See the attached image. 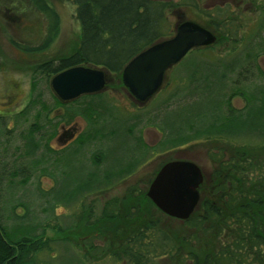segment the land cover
<instances>
[{"label": "trees", "instance_id": "trees-1", "mask_svg": "<svg viewBox=\"0 0 264 264\" xmlns=\"http://www.w3.org/2000/svg\"><path fill=\"white\" fill-rule=\"evenodd\" d=\"M27 1L48 24L44 50L59 33L60 16L49 0ZM72 3L80 24L78 48L38 69L39 74L49 78L47 88L54 98V105L63 113L50 118L51 110L42 98L43 92L38 89L24 112L30 114L38 108L36 119L45 113L44 127L36 122L23 135L24 149L16 156L20 163L14 162L13 167L3 170L2 175L0 170V180L4 178L11 186L16 183L23 186L38 171L49 175L42 167L45 160L38 157L44 148V157H57L62 163V171L56 177L49 175L54 187L42 194L50 196L52 207H70L113 188L156 154L181 150L188 144L204 140L221 143L248 138L264 140V78L258 63L264 54V19L258 27L260 36L248 37L244 50L235 57L212 59L209 57L211 48L205 47L191 52L174 68L176 75L172 78V89H163L157 96L160 108L156 109V114L159 117L154 119L162 122L160 131L164 139L157 148L151 149L139 128L143 117L149 119V112L124 116L111 104L106 92L62 103L52 93L50 80L55 74L74 66H97L107 69L114 76L115 86L123 88L121 74L124 67L142 51L171 36L172 29L167 34L166 26L168 11L173 6L154 0H72ZM224 25L213 24L207 28L214 29L222 38V34H229ZM257 77L260 83L254 82ZM33 88L37 91V84ZM166 90L170 92L164 95ZM236 97L244 99L243 108L230 105ZM76 118L86 122V129L79 134L74 132L66 147L59 150L50 147L55 137H59L60 128ZM55 119L58 122L46 130ZM149 120L156 125L152 118ZM263 147L250 152L232 144L231 148L223 150L226 157L221 149L212 155L215 168L211 182H203L198 208L183 222L180 230L183 232L181 241L179 235L161 223V214L165 219L169 217L155 208L142 189L138 192L137 189L130 190L129 198L108 200L100 220L93 218L87 224L90 227L95 223L109 224L115 226L114 234L126 235L117 242L123 249L115 255L119 263L147 264L153 259L170 256L173 264H264ZM137 193L140 198L132 204ZM128 202L132 214L127 217L132 220V225L124 231L120 225L121 211ZM141 202L144 208H140ZM82 216L81 209L79 218ZM150 216L157 220L151 221ZM16 221L19 220L16 218ZM157 227L158 232L153 230ZM35 232L30 222H18L9 227L0 220V264H37L36 254L53 251L51 240L43 241L44 230ZM203 235L207 237L206 249L199 251V245L193 241L199 242ZM86 240L83 244L90 253L94 252L97 246L88 245ZM54 243L68 244L67 240Z\"/></svg>", "mask_w": 264, "mask_h": 264}, {"label": "rangeland", "instance_id": "rangeland-1", "mask_svg": "<svg viewBox=\"0 0 264 264\" xmlns=\"http://www.w3.org/2000/svg\"><path fill=\"white\" fill-rule=\"evenodd\" d=\"M49 1L59 14L61 25L59 33L53 43L42 50L48 33V24L44 16L31 7V4L27 0H0L1 175L3 170L7 171V169L12 168L14 162L20 163L16 156L23 151V135L27 134L31 126L38 122L39 125L41 124L44 127L46 121L45 113L42 114L40 119H36L35 115L37 114L38 108L34 109L30 114L24 112L33 96L38 92V89L43 92L42 98L51 110L48 114L50 118L63 113L62 109L54 105V98L47 88L49 78L47 79L42 74H39L38 69L45 64L54 63L56 60L71 54L78 48L80 42V24L77 20L76 7L73 5L72 0ZM183 1L191 2V5L181 6V8L179 6H173L168 11L167 34L170 29H174V25L178 21V14H185L186 20L197 22L204 27L211 25L212 20L210 16L214 15L215 18L225 22V26L229 28V34L228 37L222 40L219 35L218 43L210 47L211 52L209 57L212 59L227 56L235 57V55L244 50L248 37L254 35L260 36L258 27L262 19H264V0ZM242 2L250 3L244 6H237L238 3ZM222 3H232V5L223 6L221 5ZM174 11H177V13L174 14ZM28 50H31V52H28ZM221 60L217 59V61ZM258 61L263 73L262 78H264V54L259 57ZM174 68L168 70L165 79V88L163 87V89H172L174 84L172 78L176 75ZM254 82L260 83L261 81L257 77V81ZM34 84H37V91H34ZM169 92L166 90L164 95ZM106 93H108L107 98L112 100L111 104H114L124 116L149 112V119L152 118L156 122V125L151 124V120L147 119V117H143L139 128L146 144L151 149L157 148L164 139L160 131L162 122L159 119H154L159 117L156 113L158 108H160V103L157 100V96L160 93L146 102H135V105H132V100L126 95L123 88H117V86L111 85ZM230 105L236 109H241L244 107L245 102L242 97H236L231 100ZM55 122H58V120L55 119L50 124L51 126L46 127V130H50L52 124L54 125ZM133 123H130V125ZM65 125L60 128L59 137L57 139L55 137L50 143V147L53 149L59 150L66 147L71 143V136L74 131L79 134L87 127L86 122L80 118H76L73 121L70 120ZM232 144L234 147L245 148L251 152L262 148L264 146V140L248 138L247 140L235 142L222 141V143L219 141L205 142L204 140L188 144L181 150L156 154L145 166L140 167L136 173L128 176L113 188L103 193L95 194L87 198L85 202L70 207L61 205L52 207L50 196L42 194L43 192H49L54 187V181L50 176L56 177L57 173L62 171V163L54 155H48L45 158L43 148L39 151L38 157L40 160H42V157L45 160L42 167L46 168V172L50 176L42 175L38 171L23 186L17 185L18 183L14 184L15 186H11L4 178H1L0 220H3L4 224L9 227L16 225L18 222H30L33 228L36 229V234L40 233L42 229L44 230L42 236L43 241L51 240L53 251L36 254L37 264H127L124 262L119 263L117 260L118 257L115 256L117 252L123 250L119 248L117 242L126 235L114 234L116 232L115 226L95 223L94 227H90L87 222L92 221L93 218L96 221L100 220L104 203L112 198L118 197L121 199L124 196L127 198L128 192L132 189H137V192L142 189L146 193L148 186L154 180L162 166L175 158L194 162L204 176L207 184L210 183L212 178L211 174L215 168L212 155L217 154L221 149L222 154L226 157L227 153L223 150L231 148ZM198 191L199 195L202 196L201 187L198 188ZM137 198H140L139 193L133 197L132 204L138 200ZM141 207L144 208L142 202L140 204ZM130 208L131 204L128 202L123 205L121 211L122 218L120 225L124 231L132 225V220L127 217L132 214V210H129ZM81 209L83 210V216L79 218L81 216ZM84 211H87V214ZM150 213L153 215L152 211ZM156 214L158 215V213ZM75 216L79 219H74ZM161 217V223L167 230L172 233L174 231L176 236L179 235V240L181 241L183 232L180 233V230L183 228V222L185 220L174 218L165 219L162 214ZM16 218L19 220L18 222ZM149 218L151 221L157 220L154 216H150ZM83 222L86 225H82ZM133 230H128V232L130 233ZM153 230L158 232V227ZM161 230L165 231L163 228ZM85 238L87 239L88 245L92 244L97 246L94 252L90 253L83 244ZM64 240H67L68 244L61 245L54 243L55 241ZM206 242L207 237L204 235L199 237V242L193 241V243L199 245V251H205ZM122 246L126 247L123 243ZM171 258L173 257L157 258L147 262V264H173L170 261Z\"/></svg>", "mask_w": 264, "mask_h": 264}, {"label": "water", "instance_id": "water-1", "mask_svg": "<svg viewBox=\"0 0 264 264\" xmlns=\"http://www.w3.org/2000/svg\"><path fill=\"white\" fill-rule=\"evenodd\" d=\"M215 37L198 24L178 25L173 37L160 41L134 57L122 71V82L140 102L152 98L161 88L165 72L195 48L208 46ZM111 73L97 66H74L50 80L53 94L69 103L85 95L100 94L111 84ZM202 181L199 168L191 162L165 164L151 183L147 196L166 214L187 219L198 203L197 187Z\"/></svg>", "mask_w": 264, "mask_h": 264}, {"label": "flooded vegetation", "instance_id": "flooded-vegetation-1", "mask_svg": "<svg viewBox=\"0 0 264 264\" xmlns=\"http://www.w3.org/2000/svg\"><path fill=\"white\" fill-rule=\"evenodd\" d=\"M223 1H226V0H223ZM244 1V0H243ZM164 2L170 4L171 6H179V8H181V6H190L191 5V2H184L183 0H164ZM250 2H242V3H238L237 6H244L245 4H249ZM221 5L225 6V5H228V6H231L232 3H222ZM193 6V5H192ZM184 8V7H183ZM188 8V7H187ZM177 11H174V14H176ZM177 22L176 24H179V23H184V22H187V21H191V20H186L185 19V14H178L177 15ZM211 33L216 36V32L215 31H211ZM204 181V180H203ZM202 184V183H201ZM201 186V185H200Z\"/></svg>", "mask_w": 264, "mask_h": 264}]
</instances>
